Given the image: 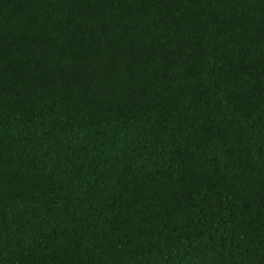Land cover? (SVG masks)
Here are the masks:
<instances>
[{"label":"trees","instance_id":"1","mask_svg":"<svg viewBox=\"0 0 264 264\" xmlns=\"http://www.w3.org/2000/svg\"><path fill=\"white\" fill-rule=\"evenodd\" d=\"M0 264H264V0H0Z\"/></svg>","mask_w":264,"mask_h":264}]
</instances>
